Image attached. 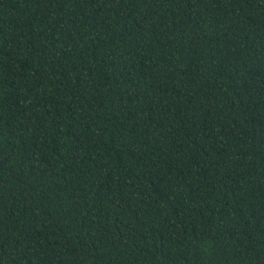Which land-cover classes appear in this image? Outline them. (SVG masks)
Instances as JSON below:
<instances>
[{
	"label": "trees",
	"instance_id": "obj_1",
	"mask_svg": "<svg viewBox=\"0 0 264 264\" xmlns=\"http://www.w3.org/2000/svg\"><path fill=\"white\" fill-rule=\"evenodd\" d=\"M0 264H264V0H0Z\"/></svg>",
	"mask_w": 264,
	"mask_h": 264
}]
</instances>
